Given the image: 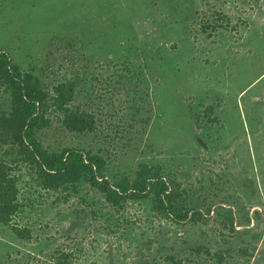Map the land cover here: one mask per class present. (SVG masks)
I'll use <instances>...</instances> for the list:
<instances>
[{"label":"rangeland","instance_id":"obj_1","mask_svg":"<svg viewBox=\"0 0 264 264\" xmlns=\"http://www.w3.org/2000/svg\"><path fill=\"white\" fill-rule=\"evenodd\" d=\"M0 50L50 92L74 80V106L95 115L85 135L55 119L37 133L45 148L103 156L112 183L161 166L207 220L175 223L152 199L117 208L85 181L47 192L25 167L0 264L57 251L73 264H264V0H0ZM11 101L0 86V116Z\"/></svg>","mask_w":264,"mask_h":264},{"label":"trees","instance_id":"obj_2","mask_svg":"<svg viewBox=\"0 0 264 264\" xmlns=\"http://www.w3.org/2000/svg\"><path fill=\"white\" fill-rule=\"evenodd\" d=\"M76 85L74 80L59 82L50 92L33 71L21 70L8 53L0 50V86L12 98L11 111L0 116V144L9 145L8 154L12 156L11 160L0 161V224L11 225L21 211L18 172L25 167L35 184L47 192L67 191L85 181L104 194L114 207L121 208L128 200L152 199L153 211L159 216L178 224L206 223L203 212L187 208L184 191L164 176L161 166L141 163L133 182L125 179L112 183L104 175L107 161L103 156L77 148L50 151L43 146L37 133L49 128L55 119L73 134L96 131L95 115L74 106ZM13 230L22 240L33 237L28 228L13 226ZM195 251L210 254L205 248ZM169 260L175 261L173 257ZM37 264H73V254L57 251L46 262Z\"/></svg>","mask_w":264,"mask_h":264},{"label":"crops","instance_id":"obj_3","mask_svg":"<svg viewBox=\"0 0 264 264\" xmlns=\"http://www.w3.org/2000/svg\"><path fill=\"white\" fill-rule=\"evenodd\" d=\"M250 86L252 87V85H250ZM244 92H246V91H244ZM243 133L245 135H248L249 136V144H248V146L250 147V149L251 150L254 149L253 148V141H252V137L254 136V134H253V132H251L250 127L245 126V131Z\"/></svg>","mask_w":264,"mask_h":264}]
</instances>
